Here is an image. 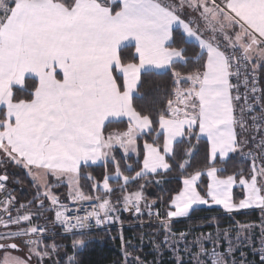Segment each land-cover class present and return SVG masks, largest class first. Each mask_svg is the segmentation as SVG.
Listing matches in <instances>:
<instances>
[{
	"label": "snow or ice",
	"instance_id": "obj_1",
	"mask_svg": "<svg viewBox=\"0 0 264 264\" xmlns=\"http://www.w3.org/2000/svg\"><path fill=\"white\" fill-rule=\"evenodd\" d=\"M169 73L162 91L145 90L148 78ZM262 73L264 0H0V264H78L86 230L115 224L122 264H146L133 256L143 235L140 249L123 237L124 213L159 222L163 240L151 243L173 264H264ZM237 156L247 166L230 170ZM173 160L181 187L161 214L144 188L161 184ZM100 163L102 182L87 172ZM9 165L35 189L27 204L8 189ZM199 205L255 209L260 219L238 223L234 239L229 230L191 241L190 231L172 232ZM45 211L53 228L80 233L71 254L65 245L61 256L47 225L34 223Z\"/></svg>",
	"mask_w": 264,
	"mask_h": 264
},
{
	"label": "trees",
	"instance_id": "obj_2",
	"mask_svg": "<svg viewBox=\"0 0 264 264\" xmlns=\"http://www.w3.org/2000/svg\"><path fill=\"white\" fill-rule=\"evenodd\" d=\"M187 47L191 48L192 46L189 44ZM170 73L167 75H155L148 78V81L145 83V90H150L153 86H159L157 90L162 91V86L166 85L169 82ZM261 87L264 88V73L261 74L260 78ZM126 126V125H125ZM149 142H151V137H147ZM144 139H141L139 142L141 157L142 159V150H143ZM195 143V142H194ZM183 145H179L177 147V155L178 157L182 153ZM117 158L119 159L121 153L117 150ZM203 149L197 152L193 159L192 164L195 167L199 164L202 159ZM137 161V157L133 156L132 160ZM173 170L169 172L167 175L162 177V183L157 185L155 183L148 184L147 187L144 188V194L147 197L149 203L153 200L157 201L156 208L159 209L160 213L163 214L166 210V203L169 200L171 195H175L180 187V172L179 169L175 166L177 161L173 160ZM235 166L237 169L245 168L247 166V162H240V157H235L232 161L229 162L230 170ZM125 164L121 161V168L123 169ZM135 167V164H134ZM109 174H114V169L112 166H108ZM5 171L3 167H0V174ZM87 172H90L97 180H103V175L105 172V166H92L87 169ZM7 173L10 176V180L8 181V185L13 188V196L17 201V206L19 204H27L28 201L33 199V194L35 189L31 186V181L24 174L22 169L16 168L14 166L9 165L7 167ZM127 174V173H126ZM19 179V183L16 182V179ZM156 179H161V177H157ZM206 180V177H205ZM139 183H144V181H140ZM139 183L129 185L127 191L134 192L139 187ZM82 185H85L84 191H89V187L87 186V182L85 180L81 181ZM111 186L116 189V195L112 197L113 201H115L116 196L120 193L119 183L112 182ZM54 191L59 195L60 199L64 198L67 195V187L59 186L54 189ZM234 194L237 197H240L241 193L239 190L235 189ZM163 199L165 202L161 204L159 201ZM68 203V202H67ZM156 210V209H154ZM52 213L46 211L42 218L38 219L36 223L40 225H47L50 227ZM146 218V216L144 217ZM123 220V225L132 226L129 228L123 229V237L126 241H131L133 237L139 241L142 235H145L149 238H155L157 241H161L163 239V232L160 231L159 227L156 225H148L139 227L135 223L139 220H134L132 216L128 213H124L121 216ZM260 219V213L258 210H250L240 213H234L230 217L226 216L223 211L216 208L211 209H195L190 215L183 220L175 221L171 224V229L174 232H188L192 231L197 234H207L212 232L231 230L238 223L247 224L252 222H258ZM121 231L117 229H109L107 231H100L93 234H88L86 236L85 246L82 247L80 251L77 252L76 257L78 264H122V255H121V242H120ZM80 236L75 237H55V242L62 246H67L68 253L71 254L72 251V240L75 238H79ZM49 243H51V239H49ZM64 255V250H63ZM133 256H139L141 259L143 257L146 261H150L153 256L147 254L146 257L144 255V251H135Z\"/></svg>",
	"mask_w": 264,
	"mask_h": 264
},
{
	"label": "rangeland",
	"instance_id": "obj_3",
	"mask_svg": "<svg viewBox=\"0 0 264 264\" xmlns=\"http://www.w3.org/2000/svg\"><path fill=\"white\" fill-rule=\"evenodd\" d=\"M104 165L103 163H100V164H97V166H99V165ZM94 166H96V165H94ZM113 182H116V181H113ZM118 191H119V189H118ZM64 203H67L68 202V200H67V195L64 197V198H62L61 199ZM212 206H216V205H212ZM212 206H208V205H199V206H195L194 207V209L193 210H195V209H202V208H208V209H210V207H212ZM35 209H33V211H34ZM193 210H191V212L193 211ZM153 211H155V210H153ZM221 211H223V210H221ZM46 212V211H45ZM44 212V213H45ZM190 212V213H191ZM51 213V212H50ZM223 213L226 215V216H228V217H230L232 214H229V213H225L224 211H223ZM234 214V213H233ZM132 218L134 219V220H136L133 216H132ZM187 217H185V218H177V219H174L172 222H171V224L173 223V222H175V221H178V220H183V219H186ZM38 220H35L34 221V223H36ZM144 221H145V218L143 219V222H141V221H138L137 223H135L137 226H139V227H143L141 224L142 223H144ZM110 227H111V229H117V230H120L121 231V225L120 224H115V225H110ZM129 227H132V226H125V225H123V229L124 228H129ZM237 227V225L235 226V227H233L231 230H229L230 231V234H231V236L233 237V239L235 238V228ZM159 229H160V231H162L163 232V230L159 227ZM172 232H174L173 230H172ZM174 233H176L177 235L179 234L178 232H174ZM221 233H223V231H221ZM208 234H212L213 235V237H215V235H216V232H210V233H207V234H197L196 232H194V231H192L191 233H190V235H189V237H188V239H189V241H191L194 237H196V236H200V235H208ZM143 237H144V239H143V246H142V250H138V251H144V255H145V257H146V255L147 254H150V255H152L153 256V258L150 260V261H146L145 260V258L143 257V261L144 262H146V264H154V262H155V264H173V259H172V254L170 253V252H168V251H164V254L162 255V256H159V255H157L156 253H155V251H154V247H153V244L151 243V241H152V239L153 238H149V237H147V236H145V235H143ZM163 240V239H162ZM161 240V241H162ZM223 242V241H222ZM205 245L207 246V247H210V244H209V242H207V241H205ZM140 246H141V239H139V241H137L136 240V238L135 237H133L132 238V240H131V244L129 245V248L131 249V248H133V247H135V248H137V249H140ZM82 248H80L79 249V251L81 250ZM243 251H245L246 253H247V259L250 261V262H254V256H253V254H252V252H251V250L250 249H247V248H245V249H243ZM63 250H62V248H61V252H60V255L61 256H63ZM0 255H2V254H0ZM16 255H23V253L21 252V253H16ZM236 255H237V259H239V252H237L236 253Z\"/></svg>",
	"mask_w": 264,
	"mask_h": 264
},
{
	"label": "built area",
	"instance_id": "obj_4",
	"mask_svg": "<svg viewBox=\"0 0 264 264\" xmlns=\"http://www.w3.org/2000/svg\"><path fill=\"white\" fill-rule=\"evenodd\" d=\"M260 87H261V84H260ZM241 91L243 92V88L241 89ZM8 189H9V191L11 192V194L13 195V192H14V191H13V188L10 187V186L8 185ZM2 195H3V194H0V198H2ZM68 203H69V202H68ZM68 203H66V204H68ZM69 206H71V205H69ZM84 207H88V205L85 204ZM154 212H155V211H154ZM81 214H83V213H81ZM52 218H53V214H52L51 220H52ZM141 225H142V226L156 225V226L159 227V222L156 221L155 219L149 221L148 218H147V216H146L144 223H142ZM109 229H111L110 225H105V226H103V227H96L95 225H93V227H92L91 229H87L86 232H87V235H88V234H93V233H97V232H100V231H107V230H109ZM49 230H50V231H49L48 234H47L48 237H49V239H50L52 236H54V237H75V236H80V233H76V234H74V235H73V234H67V235H65V234L63 233V231L61 230V228H59V227H55V228H53L52 223H50Z\"/></svg>",
	"mask_w": 264,
	"mask_h": 264
},
{
	"label": "crops",
	"instance_id": "obj_5",
	"mask_svg": "<svg viewBox=\"0 0 264 264\" xmlns=\"http://www.w3.org/2000/svg\"><path fill=\"white\" fill-rule=\"evenodd\" d=\"M102 165V164H101ZM97 166V165H96ZM235 189H237V190H239V188H235ZM234 189V190H235ZM240 191V190H239ZM211 208H216V209H220V210H223V209H221L219 206H212V207H210V209ZM202 209H208V208H202ZM250 210H255V209H249V210H241V211H239V212H236V213H240V212H245V211H250Z\"/></svg>",
	"mask_w": 264,
	"mask_h": 264
}]
</instances>
